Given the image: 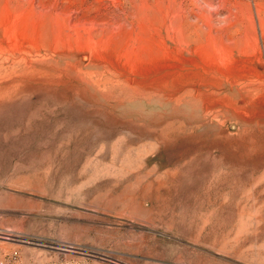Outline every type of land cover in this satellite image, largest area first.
I'll return each instance as SVG.
<instances>
[{
	"label": "rangeland",
	"instance_id": "1",
	"mask_svg": "<svg viewBox=\"0 0 264 264\" xmlns=\"http://www.w3.org/2000/svg\"><path fill=\"white\" fill-rule=\"evenodd\" d=\"M0 264H264V0H0Z\"/></svg>",
	"mask_w": 264,
	"mask_h": 264
}]
</instances>
